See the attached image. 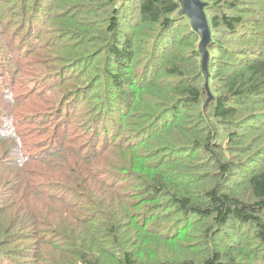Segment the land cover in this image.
Wrapping results in <instances>:
<instances>
[{"label": "trees", "instance_id": "1", "mask_svg": "<svg viewBox=\"0 0 264 264\" xmlns=\"http://www.w3.org/2000/svg\"><path fill=\"white\" fill-rule=\"evenodd\" d=\"M198 2L0 0V264H264V0Z\"/></svg>", "mask_w": 264, "mask_h": 264}, {"label": "water", "instance_id": "2", "mask_svg": "<svg viewBox=\"0 0 264 264\" xmlns=\"http://www.w3.org/2000/svg\"><path fill=\"white\" fill-rule=\"evenodd\" d=\"M185 13L190 17L192 25L202 36L201 46L204 47L209 39V33L205 25L204 15L202 12L203 5L198 0H181Z\"/></svg>", "mask_w": 264, "mask_h": 264}, {"label": "rangeland", "instance_id": "3", "mask_svg": "<svg viewBox=\"0 0 264 264\" xmlns=\"http://www.w3.org/2000/svg\"><path fill=\"white\" fill-rule=\"evenodd\" d=\"M5 6V4L3 5V7ZM45 27H43L42 28V30L44 29ZM37 46H36V48H35V50L36 51H39L40 50V47H42V43L40 44V43H37L36 44ZM51 47V46H50ZM51 58V56H46V59L45 60H48V59H50ZM83 68H85V67H83Z\"/></svg>", "mask_w": 264, "mask_h": 264}]
</instances>
